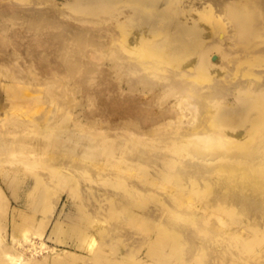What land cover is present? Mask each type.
Segmentation results:
<instances>
[{"label": "rangeland", "instance_id": "rangeland-1", "mask_svg": "<svg viewBox=\"0 0 264 264\" xmlns=\"http://www.w3.org/2000/svg\"><path fill=\"white\" fill-rule=\"evenodd\" d=\"M70 1L75 2V0H0V11L7 9L20 13L6 20L0 15V115L3 110L11 112L17 108L16 113L27 112L24 116L26 118L31 116L38 121L57 119L54 127L44 136L38 134L35 126L20 129L10 119L0 124V140L10 141L9 144L12 146L11 150H0V188L8 200L7 204L5 202L0 204V264H27V259H39L47 255L48 258H45L47 262L44 261L43 264H254L255 249L252 247L248 253L241 250L245 235L250 240L254 238L252 234L254 232L249 228L255 230V225L249 226V218L241 215V204L228 202L229 189L215 185L208 177L210 173H206L207 177L200 180L196 176L183 175L182 163L177 159L196 158L188 150H182L185 147L180 145L156 148L155 145H146L133 137L131 139L122 137L121 141L124 143L111 154L103 153L87 158L79 153L80 146L77 144L74 150H65L63 146L58 145L54 136L59 122H67L73 128L80 129L82 133L87 131L89 135L85 137L90 136L92 140H107L113 145L116 144L112 138L105 139V134L109 131V122L86 114L92 112L97 105L95 93L83 95L80 88L83 84L93 90L99 89L102 85L100 82L108 83L109 79L118 81L117 74L112 72L106 79L101 78L100 70L113 71L112 62L106 56L93 55L94 51L86 54L80 52L75 44L73 45L78 49L72 47L71 52L69 51L72 56L65 57L64 53L58 50L54 53L40 52L30 56L26 50L29 45L41 47L37 40H45L49 31L57 32L61 29L54 24L55 20L65 25L75 23L87 26L101 33L104 29V33L105 27L116 25L120 12H125L130 5L125 3V0H120L118 4L120 9L114 8V12L110 10L100 12L99 8L90 10L95 13L84 12L81 8L95 1L106 2L109 5L115 0H77L73 5ZM35 10L42 12L41 16L28 18L29 15H36ZM81 16H85L86 19L80 20L78 17ZM123 26L128 28L129 22H123ZM124 35L125 38L128 37L126 32ZM122 38L117 44L121 54L131 59L138 57L141 54L138 52L140 50L128 52L129 46ZM54 39L59 38L55 36ZM87 40L83 43L86 45L85 48L92 47L93 41L90 38ZM70 44L66 43V46ZM213 52L216 51L212 50L211 53ZM142 55L140 56L143 58ZM208 55L205 54L203 57L207 59ZM81 61H87L93 66L90 74L81 68ZM56 64H60L64 69L58 70ZM13 67L15 72L12 70ZM213 77L219 78L217 74ZM44 78L46 83L41 84ZM198 82L206 85L212 84L214 80H196V83ZM120 88L122 95L132 93L144 100L151 97V86L149 88L142 83H137L130 90L128 84L121 81ZM163 97V100H158L161 106L172 99V96ZM58 107L59 113L57 112L55 116ZM233 107L235 110L240 109L238 105ZM135 124H128L131 131H134L135 127L138 129L137 123ZM170 124L175 126L174 122ZM130 125L134 126L130 128ZM169 130V126L165 125L160 126L157 132ZM259 139L264 141V122L250 143ZM188 142L189 140L184 143ZM129 148L137 152L145 150L151 160L159 154L174 156L176 161L171 166L178 169L180 181L169 180V175L166 174L169 172L165 171L168 165H164L165 169L160 175H155L153 172L156 165L152 162L126 161V156L132 151ZM225 151L235 154L245 150ZM237 158L239 157H234L232 164H229L233 170L228 168L229 159L215 158L219 164L211 174L229 176L230 183L237 188L239 186L237 168L240 162ZM22 159L26 161L22 162ZM63 165L74 168L76 176L70 177L74 182L67 184L65 179L57 177V170L65 173ZM60 166H63V169ZM36 181L46 187L48 193V198H42L38 203L33 200L34 196H31ZM133 183L137 184V189L143 187L142 190L134 191L135 200L141 203L142 209L138 212L140 214L125 215L129 216V219L119 218L113 209L108 214L105 208L112 206L114 200L119 199L117 196L109 197L108 192L122 193L130 186L132 188ZM8 184L11 187L19 184L16 190L17 201L6 187ZM78 186L83 191V197L80 198L74 191ZM170 194L172 195L169 196ZM11 204L19 207L13 218L9 211ZM99 205L104 206V209ZM92 215L103 216L104 222L97 221ZM80 216L87 221H79ZM9 219L13 221L15 229H12ZM252 221L254 222L250 220V223L254 224ZM95 224L99 227H95ZM111 224L112 229L106 228ZM55 225L58 229L53 231ZM160 225L179 227L180 230L171 228L172 233L178 232L179 243L169 232L160 230ZM68 228L74 231L70 238L65 235ZM41 230L43 235L39 237ZM14 234L21 239L25 237L33 241L36 246L43 243L39 249L40 253H37L39 255L33 258L32 253L25 251L24 261H18L21 263L8 259L3 253L4 250H9L13 254L18 253V250L15 246L9 249L2 246L3 242L13 246ZM159 236L168 240L164 241L162 246L154 242L150 245L151 240ZM92 239L94 241H91ZM139 239H142V242L137 241ZM76 242H81L76 245L80 254L73 261L67 262L69 260L67 259L65 262V249L74 251L70 244ZM27 243L30 242H24ZM51 248L62 257L53 260L49 252Z\"/></svg>", "mask_w": 264, "mask_h": 264}, {"label": "bare ground", "instance_id": "bare-ground-1", "mask_svg": "<svg viewBox=\"0 0 264 264\" xmlns=\"http://www.w3.org/2000/svg\"><path fill=\"white\" fill-rule=\"evenodd\" d=\"M76 2L77 0L70 1V4L73 5ZM119 2L120 0H115L109 5L106 2L95 1L91 4L83 2L88 5L80 8L84 12H95L90 10L98 8L100 12H108L107 10L114 12V8L120 9ZM125 3L130 4L129 8L125 12H120L116 25L105 27L104 33V29L101 33L87 26L75 23H66V26L55 20L54 24L61 29L57 32L49 31L45 40H37L41 47L29 45L26 50L29 56L40 52L54 53L58 50L64 53L63 57H65L72 56L71 48L77 45L80 52L86 54L94 51L93 55L106 56L112 62L113 71L100 70L101 78L106 79V76L112 72L117 74L118 81L109 79L108 83L100 82L102 85L99 89L93 90L83 84L80 88L83 95L95 93L97 105L92 112H86V114L92 118H102L108 121L109 131L107 133L104 131L105 139L112 138L116 144L113 145L107 140H92L90 136L85 137L89 135L87 131L82 133L80 129L73 128L67 122H59L55 132L56 136H54L55 140L65 150H74L75 145H79V153L87 158L103 153L111 154L124 143L123 140L121 141L122 137L123 139L133 137L135 140L143 141L146 145H155L156 148L180 145L185 147L182 150H188L196 158L177 159L182 163L183 175L196 176L200 180L207 177L206 173H210L208 177L215 185L229 189L228 202L241 204V215L248 217L249 226L255 225L256 228L255 230L249 228L255 233L251 232L254 238L250 240L246 235L243 237L241 251L248 253L253 247L255 249L254 264H264V141L259 139L250 143L264 122V0H125ZM35 11H37L36 15H29L28 18L41 16L42 12ZM19 14L15 11H7V9L0 11V15L5 20ZM22 15L24 17V13ZM78 18L86 19L85 16ZM123 22H129L128 28H124ZM125 32L127 38H125ZM55 36L59 39H54ZM88 38L93 41V46L85 48L86 45L83 43H86ZM120 38L124 39L129 46L128 52L132 53L138 49L140 51H137L143 54V58L141 54L132 59L123 56L117 46ZM70 42L73 43L70 44ZM66 43L70 45L66 46ZM212 50L216 52L211 53ZM8 54L10 56V53ZM205 54H209L207 59L203 57ZM56 66L58 70L64 69L60 64ZM80 66L89 74L93 71V66L87 61H81ZM12 70L15 72L14 67ZM214 74H217L219 78H214ZM133 75L135 77H132ZM45 79L41 84L46 83ZM196 80H214V82L203 85L199 84L200 82L196 83ZM121 81L128 84L130 90L137 83L145 84L149 88L151 86V97L144 100L132 93L122 95ZM107 92H112V94L109 95ZM165 95L172 96V99L166 105L161 106L158 100H163ZM107 96L110 97L107 98ZM186 101L188 102L185 103ZM236 105L240 107L239 110L234 109L233 106ZM15 110L11 112L3 110L0 115V124L10 119L20 129L35 126L38 134L44 136L57 123V119L38 121L35 117L26 118L24 116L27 112L16 113ZM57 110L59 111V107L56 109L55 116ZM172 122L175 126H171ZM129 123H137L138 129L135 127L134 131H131L128 127ZM165 125L169 126V131L157 132L160 126ZM133 126L130 125V128ZM187 140L189 142L184 143ZM9 142L0 140V150H11L12 146ZM129 150L132 151L126 156V161L152 162L156 165L153 172L155 175H160L165 169L164 165H168L165 171L169 172L166 173L169 175V180L180 181L178 169L171 166L176 161L174 156L159 154L151 160L145 150L138 152L133 151L132 148ZM225 150L245 151L234 154ZM237 156L240 160L237 168L239 186L234 188L229 176H213L211 172L219 164L215 158L229 159L228 168L233 170L229 164H232L234 157ZM63 166H65V173L57 170V177L65 179L67 184L74 182L70 178L76 176L73 172L74 168L70 165ZM63 166L60 167L63 169ZM18 186L19 184L13 187L6 185L15 201L18 197L16 191ZM132 186L122 193L108 192L109 197H119L118 200H114L112 206L105 208L108 214L112 209L118 213L119 218L129 219L130 217L125 215L140 214L138 212L142 209L141 203L135 200L134 191L142 190L143 187L137 189L138 186L135 183ZM74 191L78 194V198L83 197V191L79 186ZM31 196H34L33 200L36 203L42 201V198L47 199L46 187L36 181ZM6 198V194L0 188V204L3 202L7 204ZM99 207L104 206L99 205ZM18 209V206L10 205L9 211H11L12 218ZM92 216L99 222L104 220L103 216ZM79 219L82 222L87 221L83 216ZM250 220H254L252 221L254 224H251ZM8 222H11L10 219ZM47 223L48 221L45 224ZM94 226L96 227L97 224ZM112 226L113 224L106 228L112 229ZM11 227L14 228L13 221ZM171 228L180 230L176 225L171 227L163 225L160 230L169 232L179 243L178 232L172 233ZM57 229L55 225L53 231ZM68 229L65 235L70 238L74 231ZM43 231L38 234L39 237L43 235ZM142 239L137 241L142 242ZM167 240L166 237H155L150 245L154 242L162 246ZM25 241L30 243L24 244ZM65 243L68 242L65 241ZM80 243L70 244L74 247V251L65 249V262L67 259H69L67 262L73 261L80 254L76 246ZM12 244L13 246H10L3 242L2 247L9 249L15 246L17 248L18 253L16 254L9 250L3 252L8 259L15 260V263L24 261L25 251H29L34 255L33 258H36L43 245L42 243L36 246L33 241L25 237L21 239L15 234L12 236ZM49 250L53 260L62 257L54 248ZM45 258L47 259L48 255L39 259H27L26 262L27 264H43L46 261ZM244 258L248 263L246 256Z\"/></svg>", "mask_w": 264, "mask_h": 264}]
</instances>
